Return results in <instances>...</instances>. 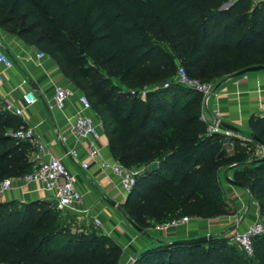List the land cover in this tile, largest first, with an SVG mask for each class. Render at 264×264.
I'll list each match as a JSON object with an SVG mask.
<instances>
[{
    "label": "trees",
    "instance_id": "trees-1",
    "mask_svg": "<svg viewBox=\"0 0 264 264\" xmlns=\"http://www.w3.org/2000/svg\"><path fill=\"white\" fill-rule=\"evenodd\" d=\"M16 26L28 43L54 47L52 58L91 101L115 160L140 170L122 208L138 227L233 215L224 189L228 171L260 203L264 223L258 144L234 138V154H227V137L208 135L200 94L179 85L153 91L173 84L178 63L201 82L264 66V3L0 0V28L12 34ZM13 124L0 104V183L35 170L33 146L13 138L20 130ZM249 129L264 141V117H252ZM72 226L51 202H1L0 264H121L114 239L73 234ZM226 244L218 235L195 245L158 241L135 264H264V236L251 258Z\"/></svg>",
    "mask_w": 264,
    "mask_h": 264
},
{
    "label": "crops",
    "instance_id": "crops-1",
    "mask_svg": "<svg viewBox=\"0 0 264 264\" xmlns=\"http://www.w3.org/2000/svg\"><path fill=\"white\" fill-rule=\"evenodd\" d=\"M257 4L264 0H254ZM0 50L13 62V68L6 70L0 65V73H4L5 83L0 85V104L4 111L14 120L12 130L32 128L38 142L46 145L48 152L67 166L68 170L77 176L79 189L83 194L81 212L66 213L76 217L84 224L93 225L94 218L103 224V232L113 238L123 249L122 262L127 256L138 257L149 247L162 242L195 239L205 236L210 230L212 234H222L227 237L225 217L212 222L193 220L189 225L180 226L168 233L152 232L150 235L139 233L124 216L123 205L128 197L121 192L119 180L111 173L103 171L100 165L92 163L89 170H83L82 164L89 159L88 143H78L71 133V118L79 109L78 98L68 101L66 108L50 110L56 87L76 88L75 84L62 71L55 59L43 53L36 45L30 44L20 37L0 28ZM38 54L45 58L38 59ZM219 106L216 102L204 105L202 117L208 126L213 122L214 112L219 110L224 121L240 129L236 140L251 142L249 121L252 117H264V72L248 74L241 78L226 77L220 81ZM33 92L38 99L34 105L28 106L27 94ZM203 103V100H202ZM13 110V111H12ZM24 110L22 116L14 111ZM102 155L107 160L115 159L110 149L109 140L103 127L99 128ZM33 146L32 162L37 166L35 158L38 154L37 144ZM235 147V143H234ZM73 152L79 154L75 160ZM264 155V149L257 146V153ZM226 174H232L231 171ZM224 189L228 206L237 210L239 207L232 198L235 186L224 179ZM17 181V180H16ZM242 191V190H241ZM47 194L40 191L37 184H31L25 189L15 188L1 195L3 203L21 202L33 203L47 201ZM89 211L87 217L83 211ZM64 214V215H66Z\"/></svg>",
    "mask_w": 264,
    "mask_h": 264
},
{
    "label": "built area",
    "instance_id": "built-area-1",
    "mask_svg": "<svg viewBox=\"0 0 264 264\" xmlns=\"http://www.w3.org/2000/svg\"><path fill=\"white\" fill-rule=\"evenodd\" d=\"M237 2L239 0H233ZM45 58L44 54H38V59ZM0 65H3L6 70L13 68L12 60L6 56L0 50ZM5 83L4 73H0V85ZM179 85L185 87L193 92H196L202 96L203 104L216 102V106H219V87L216 82H201L198 79L191 78L186 69L179 66L173 84L167 83L157 85L153 88V91L158 89H169L172 85ZM77 97L79 102V109L71 118L70 126L71 133L78 143L87 142L89 150V159L82 164L83 170H89L92 163L100 165L103 171L111 172L118 180L121 192L127 197L132 193L134 186L136 185L137 175L140 170L128 169L122 163L115 159L107 160L102 155V148L99 145L100 134L99 128L102 127L101 122L97 119L93 111V105L89 98L79 89L56 87L55 95L52 103L50 104V110H64L68 101ZM139 97L145 100L147 97V91L141 92ZM28 106L34 105L38 102V99L29 92L27 94ZM13 111V110H12ZM24 110L14 111L15 115L22 116ZM204 120V119H203ZM228 124L224 121V118L219 110L214 112L213 122L208 125V135L223 134L227 137V154H234L235 147L232 141L240 133H234L227 128ZM13 138L22 141L29 142L31 144H37L38 154L35 158L37 166L33 173L26 175L20 180L7 179L0 183V196L7 192L21 188L25 189L31 184H37L40 187V191L47 194V202L55 204L58 211L63 214L70 212H81L79 207L83 203V194L79 189L78 178L72 174L67 166L61 159L52 156L46 145L38 142L35 130L32 128L20 129L13 133ZM72 156L75 160L79 158L77 152H73ZM264 155L259 152L256 154V158L260 159ZM233 165L232 167H236ZM227 179L233 180V175L228 174ZM242 190V191H241ZM232 198L233 202L239 207L236 212L228 217H225L226 228L229 230L227 239L231 245L238 248L245 256H255V240L264 236V223L260 216V206L252 194L242 188L235 187ZM87 217L90 212L83 211ZM193 219L184 217L174 220L168 224L159 225L152 229V232L156 233H168L172 230L189 225ZM94 224L96 228H103L102 222L98 218H94ZM207 237L213 236L209 230L205 235ZM136 258H132L128 264H135Z\"/></svg>",
    "mask_w": 264,
    "mask_h": 264
},
{
    "label": "rangeland",
    "instance_id": "rangeland-1",
    "mask_svg": "<svg viewBox=\"0 0 264 264\" xmlns=\"http://www.w3.org/2000/svg\"><path fill=\"white\" fill-rule=\"evenodd\" d=\"M16 25H18V24H16ZM14 30H13V35H15L16 37H18L17 35H18V27L16 26L15 28H13ZM36 36H38V35H36ZM40 50L43 52V53H45V54H47L48 56H50V57H52V53H53V51H54V47H51V46H49V45H47V46H41L40 47ZM178 66H182L183 67V65L181 64V63H178ZM68 74H72V73H68ZM175 77H176V75L173 77V79H171L170 81H171V83H174L175 82ZM226 78V77H225ZM224 79V78H223ZM220 81H222V78H216V83H221ZM175 85V84H174ZM176 86V85H175ZM182 90H186L185 88H182ZM184 91L183 92H180V97L182 98V100H187V95L184 93ZM203 108H204V106H203V103H202V105H201V110H203ZM203 116V115H202ZM225 175H226V177H228V175L225 173ZM260 204V203H259ZM235 213L236 212V210H233V209H231L230 210V214H232V213ZM124 216H125V214L124 213H122ZM69 215L68 214H66L65 215V218H69V221L72 223V233L73 234H79L80 232H97L98 234H100V235H104V236H107V237H109L108 235H106L104 232H103V230L102 229H100V228H96V227H94L93 225H90V224H88V225H86V224H84L82 221H80L79 219H77L76 217H68ZM215 220V219H214ZM206 222H212L213 220H205ZM152 229L153 228H149V229H147L146 230V234L145 235H150L151 233H152ZM214 235H216V234H214ZM218 236H223V235H221V234H218ZM203 237V236H202ZM113 239V238H112ZM226 246H229L230 248H234V246H232L231 245V243H230V241L227 239V244H226ZM132 258H135V257H133V256H127L126 258H125V260L122 262V264H128L129 262H130V260L132 259Z\"/></svg>",
    "mask_w": 264,
    "mask_h": 264
},
{
    "label": "water",
    "instance_id": "water-1",
    "mask_svg": "<svg viewBox=\"0 0 264 264\" xmlns=\"http://www.w3.org/2000/svg\"><path fill=\"white\" fill-rule=\"evenodd\" d=\"M224 10L228 9V8H223ZM260 72H264V66H256V67H252V68H248L245 69L239 73H237L233 78H241L243 76H246L248 74H254V73H260ZM227 128L231 131H233L234 133H241L240 129L234 127V126H230L228 125ZM250 139L252 142L257 143L260 147H262L264 149V141L259 138L258 136L251 134L250 135ZM264 162V156L258 160L255 161V163H262ZM229 184H231L232 186L238 187V188H242L244 189V186H242L240 183L231 180V179H227L226 180ZM2 202L1 200V196H0V203ZM127 219L130 221V223L132 224L133 228H135V230H137L139 233L142 234H146L147 232L138 227L132 220H130L128 217ZM212 240V236L207 237V236H203L200 238H195V239H185V240H176L174 242H172L175 245H195V244H201V243H206L208 241Z\"/></svg>",
    "mask_w": 264,
    "mask_h": 264
}]
</instances>
